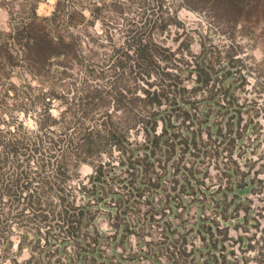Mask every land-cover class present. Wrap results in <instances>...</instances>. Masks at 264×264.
I'll use <instances>...</instances> for the list:
<instances>
[{
    "label": "rangeland",
    "instance_id": "1",
    "mask_svg": "<svg viewBox=\"0 0 264 264\" xmlns=\"http://www.w3.org/2000/svg\"><path fill=\"white\" fill-rule=\"evenodd\" d=\"M36 1L37 14L47 16L53 11L57 0ZM61 1L65 9H77L84 16L72 17L66 25L62 20L57 21V27L62 31L73 33L76 57L52 59L37 78L19 67L10 66L5 69L9 72L8 78L1 77L3 72L0 69V121L10 122L9 129L11 126V130L16 132L13 124L17 118L28 129L34 127L46 100L43 95L45 91L53 90L57 95L71 98L72 93L80 91L81 85L86 82L108 86L116 75H123L124 79L129 73L133 75L137 70L134 59L132 56L126 59L123 51L127 47L132 49L138 38L147 37L166 45L172 44L173 48L179 46L178 52L187 56L198 54L200 45L204 46L205 43V59L215 57L213 70L217 77L210 85L217 89L222 84L229 86L232 82L235 99L230 105L219 91L214 101L220 104L221 111L218 112L216 107L207 105L205 101L190 109L195 111L198 123L202 122L199 111L209 109L205 110L210 112L208 122L224 127L237 120L236 116L233 119L232 111L238 109L240 116L234 130L240 136L232 144L229 141L231 131L225 130L220 137L209 138L202 129L195 148L184 149L182 144H177L175 151H172V163H168V174L162 177L164 185L171 183L172 179V194L168 196L166 204L161 203L158 192L153 191L150 196L144 192L133 202L140 208L139 213L127 212L121 220L123 225L127 223L125 225L130 226L127 232L123 228L115 229L112 218L114 209L109 216L107 210L104 211L106 217L103 212L99 213L95 223L111 242L103 241L94 247L91 253L97 255L96 260L76 258L75 248L70 245L50 256L57 244H44L43 237L39 246L33 248L37 256L44 257V264H67L70 260L72 264H170L169 254L172 255V264H264V12H253L251 17L243 18L233 28L217 21L209 10L185 8L180 0ZM28 2L0 0V30H9L10 12L21 19ZM88 8L96 9L95 15H90ZM171 14L172 21L158 29L155 25L158 19ZM114 49L118 51L113 52ZM229 53L232 54L233 63L229 62ZM115 59L121 60L122 65H118ZM62 65L68 67L65 73L62 72ZM223 70H228L230 74L225 77ZM187 85L191 87V82ZM203 93L204 89H197L193 97L200 99ZM69 101L72 103L71 99ZM63 106L55 101L49 111L56 116ZM75 108L72 107V110ZM75 115L78 121H82L79 111ZM96 117L89 114L82 121L84 127ZM187 123L188 120L185 121ZM2 125L5 126V123ZM68 133L75 136L73 125L70 129L57 126L54 132L40 134L42 141L37 152L28 155L27 150L25 156L28 159L23 165L15 166V159L20 156H11L6 151L1 156L0 179L10 182L13 171L15 175V171L23 168L34 171V160L40 154L45 156L42 162L46 163L49 151L57 148L54 141L59 137L63 139ZM33 135L23 139L29 148L34 143ZM1 136L4 141L10 140L7 131ZM105 147L108 149L109 143ZM105 151L102 150L94 161L107 160ZM115 154L113 150V161L116 160ZM231 157L237 161H232ZM179 163L184 169H179ZM51 168L47 164L45 173H51ZM228 170L232 172H226ZM78 172L85 179L92 173V167L88 163H81ZM30 174L29 181L33 187L38 179L33 173ZM69 183L77 187L80 180L73 177ZM106 184L112 191L125 192L114 180H108ZM148 206L158 209L155 217L168 224V230L153 221L146 222L144 227L143 212ZM137 220L141 226H135L134 231L132 229ZM25 235L28 239L32 238V232L28 230ZM11 239L10 257L20 264L27 261L31 256L29 248L17 249L18 234L14 233ZM148 243H153L154 247L149 249ZM139 249L146 254L143 255ZM2 264L12 263L9 259Z\"/></svg>",
    "mask_w": 264,
    "mask_h": 264
},
{
    "label": "trees",
    "instance_id": "2",
    "mask_svg": "<svg viewBox=\"0 0 264 264\" xmlns=\"http://www.w3.org/2000/svg\"><path fill=\"white\" fill-rule=\"evenodd\" d=\"M180 1L182 6L190 10H209L217 21L233 28L243 18L251 17L253 12H264V0ZM61 2L57 0L53 11L47 16L37 14L36 0H29L21 19L10 12L9 30H0L1 77L8 78L9 72L5 69L10 66L19 67L37 78L52 59L76 57L73 33L62 31L57 27V21L62 20L66 25L72 17L84 16L77 9H65ZM95 10L88 8L90 15H95ZM169 21H172V14L161 16L155 25L162 29ZM135 41L132 49L127 47L123 51L126 59L131 56L134 59L137 70L133 75L129 73L125 79L123 75H116L108 86L86 82L81 85L80 91L72 93L71 98L68 95H57L53 90L45 91L43 95L46 100L41 116L35 119L32 129H28L18 118L13 124L16 132L11 130V126L9 129L10 122L0 121V162L1 156L8 151L11 156H20L15 159V166L27 162V150L28 155H35L39 142L42 141L40 134L54 132L57 126L70 129L73 125L75 130L74 137L72 133H68L63 139L59 137L54 141L57 148L53 152L49 151L46 157V163L52 166L51 173H45L47 164L42 162L45 156L40 154L34 160V171L23 168L15 171V175L13 171L10 182L0 179V264L9 259L12 264H20L8 254L13 245L11 236L14 233L18 234L17 249L27 246L31 254L21 264H44V257L37 256L33 249L39 246L41 237L44 244H57L50 256L70 245L75 248L76 258L96 260L97 255L91 253L94 247L103 241L108 244L111 242L109 236L102 235L95 223L99 213L104 214L107 210L109 216L114 209L112 218L115 229L123 228L127 232L130 226L125 225L127 223L123 225L121 220L127 212L139 213L140 208L133 202L144 192L148 196L153 191L158 192L161 203L166 204L168 196L172 194V179L171 183L164 185L162 177L168 174V163H172V151H175L177 144H182L184 149L195 148L198 145L197 136L202 129H205L209 138L220 137L225 130L231 131L229 141L232 144L240 136L234 130L240 116L238 109L232 111L233 119L236 116L237 120H232L226 127L208 122L210 112L205 110L209 109L199 111L202 122L198 123L195 111L190 109L205 101L207 105L216 107L218 112L221 111L220 104L214 101L219 91L228 104L233 105L235 99L232 82L229 86L222 84L217 89L210 85L215 77V57L205 59L204 42V46L200 45L201 51L198 54L187 56L178 52L179 46L173 48L172 44L166 45L162 41L147 37H140ZM115 51L118 49L113 52ZM227 56L229 62L233 63L232 54ZM115 62L122 65L121 60L115 59ZM62 67V72L65 73L68 67ZM222 72L225 77L230 74L228 70ZM189 82L191 87L187 85ZM201 88L204 93L200 99H196L193 94ZM55 101L64 105L56 116L49 111ZM71 104L72 107L76 106L74 110ZM78 111L82 121L89 114L97 117L84 127V122L75 118ZM6 131L10 133L8 141L1 139V133ZM32 133L34 143L29 148L23 139H27ZM107 143L108 149L105 147ZM102 150H106L108 159L95 162V157H99ZM113 150L116 151L115 161L112 160ZM70 157L73 158L71 161ZM231 158L232 161H237L236 158ZM81 163H88L92 167V173L85 179L78 172ZM178 166L179 169H184L180 163ZM118 169L120 171L116 173ZM30 173L38 179L33 187L29 181ZM73 177L80 180L77 187L69 183ZM108 180H114L120 190L125 192L112 191L106 184ZM109 196L111 197L106 201ZM157 210L154 206L145 208L144 227L146 222L153 221L168 230V224L160 220V217H155ZM135 226H141L138 220L132 229L134 231ZM26 230L32 232V238L28 239ZM148 246L149 249L154 247L153 243H148ZM139 252L146 254L142 249ZM169 260L172 264L171 254ZM67 264H72L71 260Z\"/></svg>",
    "mask_w": 264,
    "mask_h": 264
}]
</instances>
